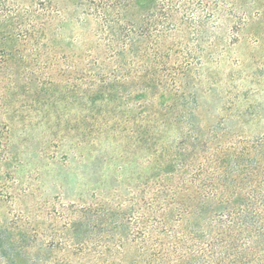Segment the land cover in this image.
<instances>
[{
  "label": "trees",
  "instance_id": "trees-1",
  "mask_svg": "<svg viewBox=\"0 0 264 264\" xmlns=\"http://www.w3.org/2000/svg\"><path fill=\"white\" fill-rule=\"evenodd\" d=\"M254 24L264 0H0V264H264V134L202 83ZM62 105L88 130L23 150L15 117ZM127 125L129 184L71 192L67 151Z\"/></svg>",
  "mask_w": 264,
  "mask_h": 264
},
{
  "label": "rangeland",
  "instance_id": "rangeland-1",
  "mask_svg": "<svg viewBox=\"0 0 264 264\" xmlns=\"http://www.w3.org/2000/svg\"><path fill=\"white\" fill-rule=\"evenodd\" d=\"M256 34H261L259 35L261 37L257 38ZM202 71L203 87H213L217 90V99L223 100L231 107L229 114L235 117L234 121H237L236 115L245 114L247 120L244 123L245 131L252 136L264 134V25L254 24L245 29L237 44L229 47L222 61L218 64H207ZM83 115L76 108L66 110L63 105L51 110L43 107L15 117L11 124V133L15 140H21L22 149L26 152L40 149L47 143L46 152L50 154L55 149L48 146V142L55 132L61 133L58 120H63L64 131L76 135L89 128L86 124L82 125L86 121ZM107 117L105 113L102 116V118ZM113 124L114 120L108 123L110 126ZM130 127L122 126L108 135H100L96 139L97 144L91 139L88 145L82 148L83 152L89 154L85 160L75 158L73 152L67 151L69 160L67 166L63 168V174L70 182V188H73L71 192L76 190L77 193H84L86 190L97 188L101 182L111 186L121 172L129 184L131 181ZM68 141L70 142V139ZM93 159H97L96 164L99 168L95 166ZM24 160L25 164L20 170L22 178L26 180L33 178L42 189L48 190L54 187L58 172L48 166V161L32 158L28 153ZM37 170H41L40 178L36 177Z\"/></svg>",
  "mask_w": 264,
  "mask_h": 264
}]
</instances>
